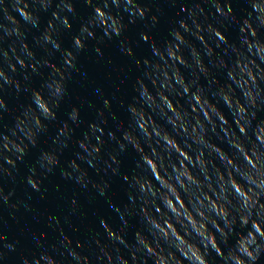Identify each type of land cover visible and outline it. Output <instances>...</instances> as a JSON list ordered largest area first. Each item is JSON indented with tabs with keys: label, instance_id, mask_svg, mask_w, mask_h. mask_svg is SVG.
<instances>
[{
	"label": "clouds",
	"instance_id": "obj_1",
	"mask_svg": "<svg viewBox=\"0 0 264 264\" xmlns=\"http://www.w3.org/2000/svg\"><path fill=\"white\" fill-rule=\"evenodd\" d=\"M0 264H264V0H0Z\"/></svg>",
	"mask_w": 264,
	"mask_h": 264
}]
</instances>
